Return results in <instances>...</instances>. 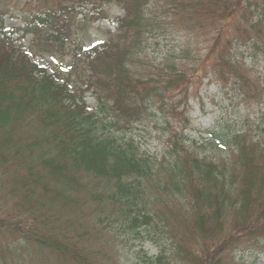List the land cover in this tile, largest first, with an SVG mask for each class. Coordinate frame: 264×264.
Returning a JSON list of instances; mask_svg holds the SVG:
<instances>
[{
    "label": "trees",
    "instance_id": "1",
    "mask_svg": "<svg viewBox=\"0 0 264 264\" xmlns=\"http://www.w3.org/2000/svg\"><path fill=\"white\" fill-rule=\"evenodd\" d=\"M20 5L24 26H8ZM113 6L106 40L76 41ZM30 35L82 72L39 65ZM261 58L264 0H0V264H242L264 249V116L225 112L197 137L190 103L207 77L238 112L261 103Z\"/></svg>",
    "mask_w": 264,
    "mask_h": 264
},
{
    "label": "rangeland",
    "instance_id": "2",
    "mask_svg": "<svg viewBox=\"0 0 264 264\" xmlns=\"http://www.w3.org/2000/svg\"><path fill=\"white\" fill-rule=\"evenodd\" d=\"M22 5L15 8V12L9 13L5 16V23L10 27H23V19L21 13ZM123 11L118 6H113L110 12V18L107 20H99L91 23L81 22L77 26L76 36L74 37L76 41L82 42L87 46H93L99 44L100 42L106 40L110 33H112L116 26V17L122 14ZM179 41L180 36L177 37ZM33 37L27 36L20 38V41L25 46H31L34 44V56L33 59L39 65L43 66L50 64L52 67L58 70L70 71L74 78L82 72L80 63L73 64L72 55L67 53L66 50H60L58 47L50 48L49 50L41 49L40 46L36 45V42H32ZM200 39L199 41H201ZM75 44H71L74 48ZM194 46H201L202 43L195 44ZM45 48V46H43ZM199 50V48H198ZM257 69L264 67V58L256 61ZM195 92L190 96L191 103V115L194 121V126L196 128V136L201 137V134L209 131L211 129H221V124L223 122V114L225 112L228 115L232 114V117L228 121L240 120L241 116L244 115L250 108L252 112L261 111L259 116H264V100L261 103H255L252 106L243 105L246 109L241 112L237 111L236 104H238V99L235 93L230 89H223L219 87L217 83L210 80V78H204L195 87ZM87 101L92 107L95 105V100L92 96L91 91L86 92ZM245 112V113H244ZM258 116V117H259ZM138 137L141 138L143 142L148 146V150L152 153H156L161 150L162 140L156 136H142L140 131L136 132ZM192 135V132L189 133ZM207 137V136H206ZM134 246L138 251H148L151 254H156L157 249L151 243L139 239L134 242ZM236 257L242 264H264V249L261 247H256L255 245H250L239 250ZM130 261H135L134 251L130 252L127 259V264H131Z\"/></svg>",
    "mask_w": 264,
    "mask_h": 264
}]
</instances>
